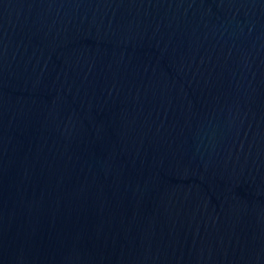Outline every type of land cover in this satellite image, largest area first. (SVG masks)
<instances>
[{
	"label": "water",
	"instance_id": "obj_1",
	"mask_svg": "<svg viewBox=\"0 0 264 264\" xmlns=\"http://www.w3.org/2000/svg\"><path fill=\"white\" fill-rule=\"evenodd\" d=\"M0 264H264V0H0Z\"/></svg>",
	"mask_w": 264,
	"mask_h": 264
}]
</instances>
